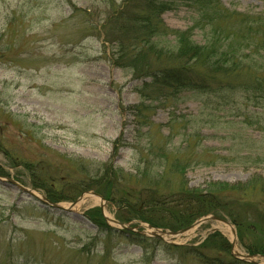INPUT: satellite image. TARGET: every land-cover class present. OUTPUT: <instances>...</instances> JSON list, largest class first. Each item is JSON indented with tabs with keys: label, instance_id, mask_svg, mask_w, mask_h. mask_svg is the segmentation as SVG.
Masks as SVG:
<instances>
[{
	"label": "rangeland",
	"instance_id": "374dc122",
	"mask_svg": "<svg viewBox=\"0 0 264 264\" xmlns=\"http://www.w3.org/2000/svg\"><path fill=\"white\" fill-rule=\"evenodd\" d=\"M174 1L161 15L164 24L179 31L193 28L192 39L203 44L210 27L203 28L205 20L195 7ZM121 4L122 0H0L1 176L46 198L49 185L59 189L62 181L70 185L84 181L81 166L107 164L122 171L114 174L120 177L112 188L113 200V195L121 199L133 186L121 181L124 173L154 175L163 170V154H149L148 128L133 110L141 101L136 88L142 81L112 64L115 47L105 41L101 28L106 14ZM220 9L264 19V0H218L216 11ZM211 18L212 25H220L224 33L233 26L238 30L236 17L225 23L217 15ZM175 100L151 105L155 125L150 133L154 143L162 146L167 140L156 129L162 126V134L169 137L165 150L189 158L185 172L189 188L205 190L210 183L236 185L264 178V107L257 125L231 108L239 107L235 98L217 114L216 123L199 125V120H208L200 119L206 97L184 93ZM171 119L180 126L172 129ZM184 121H190L186 129L181 128ZM196 127L202 136L187 148ZM90 192H83L82 198ZM101 198L97 205L63 201L58 203L63 210H55L0 181V264H202L188 250L165 245L196 250L213 231L230 243L232 228L231 255L244 260L249 255L225 216L229 228L219 222L199 223L200 218L190 234L164 237L155 245L140 247L116 234L107 240L85 216L100 206L106 223L119 230L107 220H116L117 206ZM234 198L264 214L261 192ZM126 225L134 232L148 226L140 221ZM252 260L264 264V256Z\"/></svg>",
	"mask_w": 264,
	"mask_h": 264
},
{
	"label": "trees",
	"instance_id": "16d2710c",
	"mask_svg": "<svg viewBox=\"0 0 264 264\" xmlns=\"http://www.w3.org/2000/svg\"><path fill=\"white\" fill-rule=\"evenodd\" d=\"M182 1L196 8L201 21L205 20L203 28L210 27V35L205 37L203 44L192 39L193 28L172 30L162 21L161 15L174 5V0H122L121 6L107 13L101 24L105 41L115 47L112 64L128 70L134 80L142 81L136 88L141 101L133 110L138 113L140 124L148 128L149 154L162 152L163 170L154 175L146 171H138L135 175L124 173L121 181L133 186L124 191V185L123 197L114 199L113 195L112 200V188L114 190L120 177L114 174L122 171L116 172L107 164L95 168L81 166L85 170L84 181L75 185L62 181L59 189L49 185L45 190L46 199L56 204L71 202L83 192L93 191L115 203L118 222L140 221L170 232L185 229L206 216H225L235 226L238 243L248 256H264V214L234 198L257 191L264 195V178H252L236 185L210 183L205 190L189 188L185 178L189 158L165 150L169 137L162 134V126L156 128L162 139L167 140L162 146L154 143L150 133L155 125L151 122V105L171 103L184 93L206 97L200 119L206 116L208 120H199V125L206 121L216 123L217 114L230 107V101L235 98L239 107L231 108L241 113L239 117L244 116L247 121L259 125L258 112L264 107V19L223 9L216 11L218 0ZM213 15L222 23L236 17L238 30L233 26L231 31L224 33L220 25H212ZM170 125L173 129L180 123L171 119ZM188 125L190 121H184L181 128L186 129ZM200 133L196 127L190 142H186L187 148L191 142L196 143L202 136ZM25 168L30 169V166L26 164ZM85 216L107 240L116 234L127 236L131 243L140 247L161 242L138 232L110 227L98 208L89 210ZM165 247L186 249L188 255L202 264H254L233 257L229 241L218 231L209 234L196 250L168 244Z\"/></svg>",
	"mask_w": 264,
	"mask_h": 264
},
{
	"label": "water",
	"instance_id": "95a60500",
	"mask_svg": "<svg viewBox=\"0 0 264 264\" xmlns=\"http://www.w3.org/2000/svg\"><path fill=\"white\" fill-rule=\"evenodd\" d=\"M0 181L6 183L7 185H9L13 188H16V189L24 192L25 194H27L29 196H34L38 200L42 201L45 205L50 206L51 208H53L55 210H63V208L59 204L51 203V202L47 201L46 198L36 196L31 190H29L28 188H25L24 186L18 184L16 181L12 180L11 178L3 177L0 175ZM90 195L97 197L100 200H102V198L94 192H90ZM81 199H82V195L80 197H78L77 200L73 204H75L76 202H79ZM99 208L101 209V211H103L102 207L99 206ZM107 220L110 223H112L113 225H115V227L120 229V230H130V228L126 224H122V223H120L114 219H110V218H108ZM207 221L219 222L223 225L230 226L229 223L225 219L219 218L217 216H206V217L202 218L199 223H205ZM194 226H195V223H193L191 226H189L183 230H180L176 233L166 231V230L155 229V228H152L151 226H147L146 230H139L138 232L140 234H143V235H146V236H149L152 238L164 239V237H170L171 236L173 238L175 236H183V235L189 234L192 232ZM231 230H232V237L233 238H232V241L230 242V244H231V247H233V245L235 244V231L233 228ZM232 256L235 258H238L236 255L235 256L232 255ZM253 257H257V256H246L245 260H244V258H242V259L240 258V260H244V261L255 264V262L252 260Z\"/></svg>",
	"mask_w": 264,
	"mask_h": 264
},
{
	"label": "bare ground",
	"instance_id": "6f19581e",
	"mask_svg": "<svg viewBox=\"0 0 264 264\" xmlns=\"http://www.w3.org/2000/svg\"><path fill=\"white\" fill-rule=\"evenodd\" d=\"M36 196H39L37 193H35V192H33ZM99 199L97 198V197H94V196H87V197H84V198H82L81 199V202L80 203H82V204H84V203H90V204H92V205H97V204H99ZM224 226H226V228H229L227 225H224Z\"/></svg>",
	"mask_w": 264,
	"mask_h": 264
}]
</instances>
